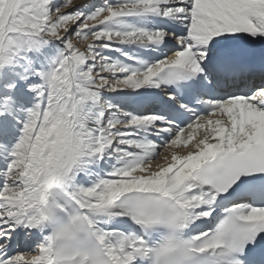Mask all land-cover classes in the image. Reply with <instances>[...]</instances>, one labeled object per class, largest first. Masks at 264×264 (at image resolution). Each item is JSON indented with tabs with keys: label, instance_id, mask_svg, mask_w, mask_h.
Segmentation results:
<instances>
[{
	"label": "snow or ice",
	"instance_id": "obj_1",
	"mask_svg": "<svg viewBox=\"0 0 264 264\" xmlns=\"http://www.w3.org/2000/svg\"><path fill=\"white\" fill-rule=\"evenodd\" d=\"M0 264H264V0H0Z\"/></svg>",
	"mask_w": 264,
	"mask_h": 264
}]
</instances>
